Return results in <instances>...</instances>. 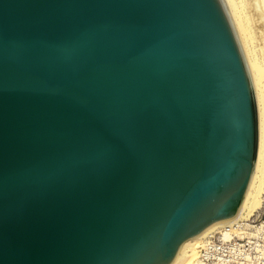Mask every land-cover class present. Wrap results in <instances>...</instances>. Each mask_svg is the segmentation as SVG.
<instances>
[{
  "label": "water",
  "instance_id": "95a60500",
  "mask_svg": "<svg viewBox=\"0 0 264 264\" xmlns=\"http://www.w3.org/2000/svg\"><path fill=\"white\" fill-rule=\"evenodd\" d=\"M256 146L224 0H0V264H170Z\"/></svg>",
  "mask_w": 264,
  "mask_h": 264
},
{
  "label": "rangeland",
  "instance_id": "374dc122",
  "mask_svg": "<svg viewBox=\"0 0 264 264\" xmlns=\"http://www.w3.org/2000/svg\"><path fill=\"white\" fill-rule=\"evenodd\" d=\"M236 3L237 10L240 11L243 8L241 11L244 14L241 11L238 12L240 15L242 14L241 17H243L244 26H246L244 30L248 29L250 34H247L245 30L246 38L248 37L249 40H247L248 47L253 52L251 53L252 57L262 76L259 74L260 87L264 88V5L261 6L262 8H256L254 0H236ZM262 93L264 95V89ZM262 176V180H259L260 189L255 201L259 204H255L251 208L252 212L250 211L249 215L241 219L243 222L240 220L236 223L237 225L224 230L225 233L228 232L225 236L224 231H218L207 238L208 240L206 239L202 243L205 245L199 247L194 264H264V166Z\"/></svg>",
  "mask_w": 264,
  "mask_h": 264
},
{
  "label": "bare ground",
  "instance_id": "6f19581e",
  "mask_svg": "<svg viewBox=\"0 0 264 264\" xmlns=\"http://www.w3.org/2000/svg\"><path fill=\"white\" fill-rule=\"evenodd\" d=\"M224 2H225L226 7L229 11L230 17L233 21L235 31L237 33V36H238V39H239V42L241 45V49H242L244 56H245V61L249 67L248 70H249L250 78H251L252 84L254 86L256 107H257V146H256L254 167H253V171H252V175H251L249 185L247 187V190L245 192V195L243 197V200L241 202V205L239 207L237 214L233 218H231L227 221H223L221 223L215 224V225L209 227L208 229H206L201 234L185 241L180 246L175 258L173 259V261L170 264H194L195 260L198 256L199 247L205 245V244L202 245V243L207 238L212 236L215 232L224 231L228 227H232L233 225L238 223L242 218H244L246 215H249L250 211L252 212V210H253V209L251 210V208L255 204L256 205L259 204V203L258 204L255 203V201L257 200L256 196L259 193L258 190L260 188L258 185L260 184L259 180L260 179L262 180L261 177H263L262 175H263V166H264V95L262 93V90L264 88L262 87L263 88L262 89L260 87L261 82L259 81L260 80L259 77L261 76V74L259 73L256 62L254 61V59L252 57L251 53H253V52L250 51V48L248 47V44H247L248 37L246 38V36H247V34H249V32H248V29L247 30L245 29L247 32V34L245 35L244 27L246 28V26H244V20L242 19L243 17H241V15L244 14L241 11V10H243V8L240 6L242 8L240 10L242 12V14L240 15V13H239L240 11L237 10L236 0H224ZM254 2L256 5V8H259V7L262 8L261 6L264 5V0H254ZM261 15L263 16V14H261ZM243 16L245 17V15H243ZM250 47H251V45H250ZM252 49H253V46H252ZM259 74H260V76H259ZM223 233L225 236L226 233H228V232L225 233V231H224ZM205 243H207V242H205ZM198 263H199V261H198Z\"/></svg>",
  "mask_w": 264,
  "mask_h": 264
}]
</instances>
